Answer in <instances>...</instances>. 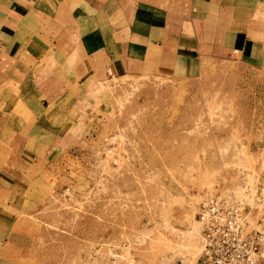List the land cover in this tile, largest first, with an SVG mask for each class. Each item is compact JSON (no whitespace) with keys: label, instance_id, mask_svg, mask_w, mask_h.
I'll return each mask as SVG.
<instances>
[{"label":"rangeland","instance_id":"374dc122","mask_svg":"<svg viewBox=\"0 0 264 264\" xmlns=\"http://www.w3.org/2000/svg\"><path fill=\"white\" fill-rule=\"evenodd\" d=\"M162 63L100 83L86 130L53 118L78 137L9 207L0 264H197L205 196H264V60Z\"/></svg>","mask_w":264,"mask_h":264},{"label":"crops","instance_id":"0c3cea01","mask_svg":"<svg viewBox=\"0 0 264 264\" xmlns=\"http://www.w3.org/2000/svg\"><path fill=\"white\" fill-rule=\"evenodd\" d=\"M223 52L264 60V0H0V257L9 207L78 137L55 116L88 127L100 83Z\"/></svg>","mask_w":264,"mask_h":264},{"label":"built area","instance_id":"2783aa9c","mask_svg":"<svg viewBox=\"0 0 264 264\" xmlns=\"http://www.w3.org/2000/svg\"><path fill=\"white\" fill-rule=\"evenodd\" d=\"M202 253L197 264H264V196L232 190L208 193L198 204Z\"/></svg>","mask_w":264,"mask_h":264},{"label":"bare ground","instance_id":"6f19581e","mask_svg":"<svg viewBox=\"0 0 264 264\" xmlns=\"http://www.w3.org/2000/svg\"><path fill=\"white\" fill-rule=\"evenodd\" d=\"M244 198H247V199H249V200L252 199V195H250V194L248 193L247 189H246V196H244ZM194 229H195L197 232L200 231L198 225H196V224H194ZM183 264H184V263H183Z\"/></svg>","mask_w":264,"mask_h":264},{"label":"water","instance_id":"95a60500","mask_svg":"<svg viewBox=\"0 0 264 264\" xmlns=\"http://www.w3.org/2000/svg\"><path fill=\"white\" fill-rule=\"evenodd\" d=\"M175 264H183V263H175Z\"/></svg>","mask_w":264,"mask_h":264}]
</instances>
